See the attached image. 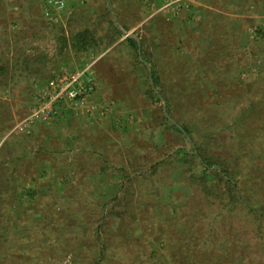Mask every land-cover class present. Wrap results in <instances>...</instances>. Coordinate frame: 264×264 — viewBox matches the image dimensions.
Returning a JSON list of instances; mask_svg holds the SVG:
<instances>
[{"label":"rangeland","instance_id":"rangeland-1","mask_svg":"<svg viewBox=\"0 0 264 264\" xmlns=\"http://www.w3.org/2000/svg\"><path fill=\"white\" fill-rule=\"evenodd\" d=\"M44 1L0 0V264H77L76 251L78 264H91L97 225L105 264H133L138 247L158 250L166 205L187 215L189 161L177 158L179 167L152 179L141 171L180 147L240 161L245 195L264 207V39L255 33L264 0H63L53 19ZM83 68L87 96L30 118L49 80ZM12 184L30 193L23 203ZM195 222L193 241L210 245L215 235ZM229 257L241 264L244 255Z\"/></svg>","mask_w":264,"mask_h":264},{"label":"trees","instance_id":"trees-1","mask_svg":"<svg viewBox=\"0 0 264 264\" xmlns=\"http://www.w3.org/2000/svg\"><path fill=\"white\" fill-rule=\"evenodd\" d=\"M118 19H120V16ZM46 20L51 24L54 23L53 20ZM122 27L124 29L129 28L125 24ZM116 30L118 34L121 33L117 28ZM255 33L261 35L262 39H264V29L256 28ZM83 40L85 44L91 41L88 33L83 32ZM125 41L132 49L135 50L137 48L135 39L126 37ZM140 43L141 45L143 44L142 38ZM138 62L141 61L139 60ZM157 71L152 67L151 79L154 88L159 84ZM148 93L158 99V95L153 88H149ZM169 101L170 99L167 100V102ZM170 108L171 104L168 103L167 113L170 112ZM171 154L172 156L169 160L163 156L151 160L148 168L141 171V175L146 179H152L154 176H160L165 169L167 170L165 165L171 164L173 167H179L180 164L175 165L177 158L188 160V170L184 174L191 188L190 196L185 195V197L189 196L185 201L187 215L182 217L181 213L172 212L170 206L166 205L167 211L165 210L163 213L164 215L167 214L168 222L164 224V229L158 231L156 228L158 235L156 234L155 240L159 242V249H151L147 245L138 247L136 249L137 252L132 254L133 264L136 261L139 264H163L164 258H166L164 260L167 264H238L235 259L229 257V255L231 256L234 253L244 255V258L240 260L241 264H264V207H261L256 200L244 193L246 184H243L242 180L247 179L245 166H242L240 161L229 163L228 158L225 159L227 163L224 161L225 164H220V161L216 162L214 158H211L213 155H210L204 149L202 150V148L180 147L176 148ZM133 164L135 163L132 162L131 165ZM13 170L16 171V169ZM123 176H125L124 173ZM127 178H129L128 175ZM14 180L15 176L11 182ZM170 183V185H175L178 182L171 180ZM122 186L127 192V196L123 198L128 203L134 195L133 191L129 190L124 179L119 187ZM11 187H15V184L8 187L11 190L10 193H13L11 194L13 200L14 198L19 199L23 203L24 199L22 197H29L30 195L28 190L22 194H17L16 191L12 192ZM137 187L138 189H135V191L142 194V189L139 186ZM6 193H8V190ZM4 196V191L0 190V201L5 199ZM162 216H160L161 221L164 220L161 218ZM198 219L203 220L206 229L208 228L209 230L205 234L206 237L215 235V240L210 245L206 244L207 239H203L202 242L193 241L194 236L198 234L199 228L194 225ZM146 225L148 226L149 224H144V226ZM4 227L5 231L2 235L6 239L9 231L6 226ZM99 228L100 225H97L96 230H92V237L97 242L92 246L94 251L92 252L91 264H105L103 261H105L108 253L103 233ZM149 228H147V231L154 236L155 232L152 229L155 228ZM179 238L181 240L177 241ZM83 246L87 245L83 242ZM79 254L76 251L73 255V260L77 264L79 263L77 261L80 258L78 257ZM160 254L161 258L158 257Z\"/></svg>","mask_w":264,"mask_h":264},{"label":"built area","instance_id":"built-area-1","mask_svg":"<svg viewBox=\"0 0 264 264\" xmlns=\"http://www.w3.org/2000/svg\"><path fill=\"white\" fill-rule=\"evenodd\" d=\"M63 7V0H45L43 9L44 16L53 19L55 17L54 12ZM86 68L76 70L62 77H53L49 80L44 91V101L31 113L30 118L46 119L52 112V104L59 99L66 98L73 104H77L87 96L93 89V82L91 79L81 82V78L86 75Z\"/></svg>","mask_w":264,"mask_h":264}]
</instances>
